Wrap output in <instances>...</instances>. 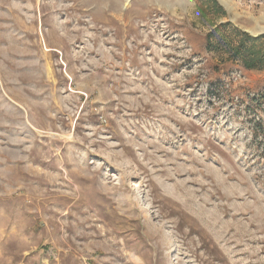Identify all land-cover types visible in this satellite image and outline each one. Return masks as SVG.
Masks as SVG:
<instances>
[{
    "label": "rangeland",
    "instance_id": "374dc122",
    "mask_svg": "<svg viewBox=\"0 0 264 264\" xmlns=\"http://www.w3.org/2000/svg\"><path fill=\"white\" fill-rule=\"evenodd\" d=\"M0 264H264V0H0Z\"/></svg>",
    "mask_w": 264,
    "mask_h": 264
},
{
    "label": "trees",
    "instance_id": "16d2710c",
    "mask_svg": "<svg viewBox=\"0 0 264 264\" xmlns=\"http://www.w3.org/2000/svg\"><path fill=\"white\" fill-rule=\"evenodd\" d=\"M237 53L239 54L240 53V51L239 50H237ZM237 53H235V54H237ZM256 58H253V57H251L250 59H248V60H246V62H245V68L246 69H254L256 66H255V62H256Z\"/></svg>",
    "mask_w": 264,
    "mask_h": 264
}]
</instances>
